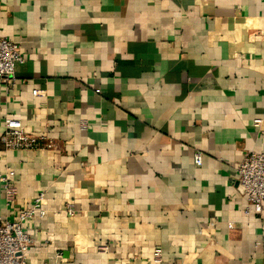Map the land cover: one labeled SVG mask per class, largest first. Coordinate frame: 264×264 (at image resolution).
Returning <instances> with one entry per match:
<instances>
[{"label":"crops","instance_id":"obj_1","mask_svg":"<svg viewBox=\"0 0 264 264\" xmlns=\"http://www.w3.org/2000/svg\"><path fill=\"white\" fill-rule=\"evenodd\" d=\"M0 37L25 56L0 137L15 118L55 143L0 138V218L45 192L26 264H264V203L236 188L264 153V0H0Z\"/></svg>","mask_w":264,"mask_h":264},{"label":"built area","instance_id":"obj_2","mask_svg":"<svg viewBox=\"0 0 264 264\" xmlns=\"http://www.w3.org/2000/svg\"><path fill=\"white\" fill-rule=\"evenodd\" d=\"M25 56L19 43L6 37H0V83L13 85L16 81V65L24 63ZM37 95L38 91L34 90ZM263 119L255 120L256 126L262 125ZM5 128L1 135V142L6 151L12 150H48L55 148V143L44 134L27 132L20 119L6 118ZM195 163L202 165L203 154L197 151L194 156ZM236 188L238 192L247 197L251 208L261 212L264 203V153L252 151L246 153L237 167ZM13 171L0 173V182L4 186L8 203H12L17 194V189L12 183ZM45 192H41L31 206L19 211L15 220L0 218V264H26L27 252L33 245L34 239L26 232L25 223L30 218L39 214L44 216L46 211L42 207ZM73 213L72 208L68 209ZM232 227V223L230 224ZM155 261L160 262L162 250L156 249ZM61 258V255H58Z\"/></svg>","mask_w":264,"mask_h":264}]
</instances>
